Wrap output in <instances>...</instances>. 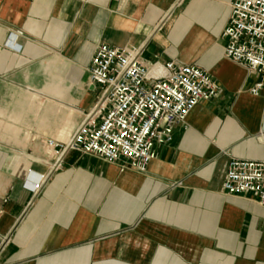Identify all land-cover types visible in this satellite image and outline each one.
I'll use <instances>...</instances> for the list:
<instances>
[{
  "label": "crops",
  "instance_id": "1",
  "mask_svg": "<svg viewBox=\"0 0 264 264\" xmlns=\"http://www.w3.org/2000/svg\"><path fill=\"white\" fill-rule=\"evenodd\" d=\"M235 1L0 0V264H264V208L222 191L231 159L264 161V90L225 57ZM102 44L219 85L146 172L77 152L57 166L47 145L94 109ZM38 175L49 180L34 192Z\"/></svg>",
  "mask_w": 264,
  "mask_h": 264
},
{
  "label": "built area",
  "instance_id": "2",
  "mask_svg": "<svg viewBox=\"0 0 264 264\" xmlns=\"http://www.w3.org/2000/svg\"><path fill=\"white\" fill-rule=\"evenodd\" d=\"M225 57L259 78L250 89L264 90V0H236L223 35ZM19 36L6 46L20 51ZM143 48L100 45L88 68V81L99 92L94 109L67 142L48 141L60 166L70 152L95 156L121 170L146 172L156 147L172 142L175 127L202 103L219 95L209 73L192 65L169 62L148 65ZM264 140V132L259 136ZM49 176L32 178L38 192ZM222 191L226 196L249 197L264 208V161L231 159Z\"/></svg>",
  "mask_w": 264,
  "mask_h": 264
}]
</instances>
